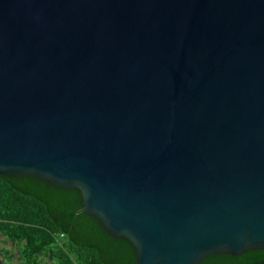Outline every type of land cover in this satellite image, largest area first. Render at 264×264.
<instances>
[{
	"label": "water",
	"instance_id": "95a60500",
	"mask_svg": "<svg viewBox=\"0 0 264 264\" xmlns=\"http://www.w3.org/2000/svg\"><path fill=\"white\" fill-rule=\"evenodd\" d=\"M116 264L264 249V0H0V176Z\"/></svg>",
	"mask_w": 264,
	"mask_h": 264
},
{
	"label": "trees",
	"instance_id": "16d2710c",
	"mask_svg": "<svg viewBox=\"0 0 264 264\" xmlns=\"http://www.w3.org/2000/svg\"><path fill=\"white\" fill-rule=\"evenodd\" d=\"M77 230L35 183L18 188L12 174L0 176V238L16 247L19 264H116L78 237ZM198 264H264V249L236 256L216 253Z\"/></svg>",
	"mask_w": 264,
	"mask_h": 264
},
{
	"label": "rangeland",
	"instance_id": "374dc122",
	"mask_svg": "<svg viewBox=\"0 0 264 264\" xmlns=\"http://www.w3.org/2000/svg\"><path fill=\"white\" fill-rule=\"evenodd\" d=\"M0 264H4L7 259H9L10 264H19V258L17 256L16 247L8 240H4L3 237L0 238ZM48 262V260H44Z\"/></svg>",
	"mask_w": 264,
	"mask_h": 264
}]
</instances>
